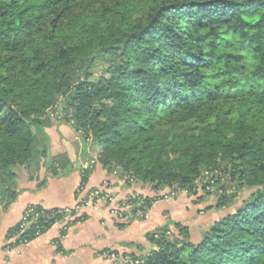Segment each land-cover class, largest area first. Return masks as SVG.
<instances>
[{"label": "trees", "instance_id": "trees-1", "mask_svg": "<svg viewBox=\"0 0 264 264\" xmlns=\"http://www.w3.org/2000/svg\"><path fill=\"white\" fill-rule=\"evenodd\" d=\"M63 108L108 173L189 196L211 173L232 191L200 239L174 222L112 264H264V0H0L1 199Z\"/></svg>", "mask_w": 264, "mask_h": 264}, {"label": "crops", "instance_id": "crops-1", "mask_svg": "<svg viewBox=\"0 0 264 264\" xmlns=\"http://www.w3.org/2000/svg\"><path fill=\"white\" fill-rule=\"evenodd\" d=\"M45 130L51 140L53 135L57 138L53 139L55 145H51L47 155L41 156L38 176L28 179L27 175L20 172L25 169L21 167L17 171V197L13 200L0 198V264H112L104 255L106 251L125 249L127 243L142 240L148 232L160 228L161 225L154 227L159 219H164L165 222L167 214L177 216L182 213L176 207L177 202L158 199L152 203L148 220L126 224L119 222L109 212V202H96V197L94 202L83 208L85 218L71 224L59 243V227L54 225L27 244H13L7 235L8 231L18 225L28 206L52 209L75 205L76 188L82 179L80 148L81 159L88 162L97 151V148L91 146L92 151L88 152L90 145L80 147L78 141H75V134L71 133L72 130L63 125L52 123ZM65 131L72 136L69 138ZM50 162H53V171L47 168ZM89 168L91 170L85 185L86 192L95 190L94 187L108 181L107 188L116 193L122 178L117 180L115 176L117 179L114 182L107 177L112 174L97 160ZM43 179L46 181L39 185ZM121 185L118 190L122 189ZM117 197L121 198V195Z\"/></svg>", "mask_w": 264, "mask_h": 264}, {"label": "rangeland", "instance_id": "rangeland-1", "mask_svg": "<svg viewBox=\"0 0 264 264\" xmlns=\"http://www.w3.org/2000/svg\"><path fill=\"white\" fill-rule=\"evenodd\" d=\"M99 74H101V70H99V68H98V69H96V75H99ZM64 114H65V110L63 108V111L60 114L61 118L60 119L57 118L54 121V124L58 123V124L63 125L65 127H67V128H70V130H72L71 133L75 134V137H74L75 141H78L77 144L81 147V145H84L83 142H82L83 137L81 136V134L79 135V133L81 131L78 132L76 130V128L73 125L74 124L73 120L68 121V122H65L64 120H62L63 118H65ZM65 132L67 133V135H69V138L72 136L67 131H65ZM45 133L47 134V136L46 135H42L41 136V140L39 142L38 147L41 148L42 150L46 147L49 150V148H51V145H52V147L55 145V144H53V139H55L57 137L55 135L52 136V134H51V136H52V140H51V138L48 137V133L46 132V130H45ZM51 133H53V132L51 131ZM88 146H89L88 152L92 151L91 150V146L94 147L93 142L90 141L88 143ZM81 150L82 149L80 148L79 154H81L80 155L81 171H82V168L85 167L86 165H88V166L93 165L94 164L93 161L95 162L97 160V158H99V156H100V154L102 152V148L98 146L97 147V151L95 153V156L93 155V157H92L93 159L90 162H88V161H84L83 159H81V157H82ZM47 151H46V153H43L44 155H42V156H46L47 155ZM37 165H38V167H37ZM40 167H41V159L39 157L38 161L34 162L32 167H29V168L28 167H22V168H25V169L21 170L20 172L23 173V175H27L28 179H33V178L38 176L37 175L38 174V169H40ZM51 167H53L52 162H50L47 165V168L50 171L53 170V168L51 169ZM62 168H63V171H64V167H62ZM111 174H112V176L108 175L107 177L112 178V180L114 182H116L115 179H117V178H118L117 180H120L121 175H120V171L119 170H117V171L114 170ZM89 176H90V174H89ZM209 176H211V173H207V176L205 178L203 177L202 179H200L198 181V185H199L200 189L198 191V194L195 195V196H189L185 192H182V193L179 194V192L177 193L174 190L170 191L169 188L168 189H164V190L156 191V190H153L152 188H150L148 186L142 187V186H140V185H138L136 183H128L127 181H125L124 178H122V181H121L122 185L121 184L118 185V187H120V185H121L122 189L119 188L121 190H118L117 189L118 187H117L116 191H115L116 192L115 194L109 188H107V186L109 184L108 181H105L102 184H100L99 186L94 187L95 190H92V191L88 190L86 192V187H85L86 183H85V185H83V182H82V179H81V182L79 183V185L76 188V203H75V205L73 207H61V208L62 209H66V211L72 213V210L76 207L77 204L79 205V203L86 202V204L83 205L79 209L77 214H72V215L69 214L68 215L70 218H68L66 220V223L67 224H70V223L73 224L76 221H79V220H82V219L85 218V215L83 214V208L87 204H90V203L94 202L91 198H89V196L98 195L99 197L97 198L96 202L97 201L100 202V203L103 202V201L106 202V203L109 202V205H108L109 206V208H108L109 212L119 222L126 223V224L130 223V222H132V223L135 222L136 223V222H143V221L148 220V218L150 217V208L151 207L149 206L148 202H146V207H147L148 211L141 212V211L137 210V208H135V206H137V203L134 200V197L136 199V197L138 195L151 196V197L158 196V197H160L159 199H161V200L177 202L176 207H179V209L181 210L182 213H180L177 216L176 215H172V214H167V219L165 220V222H163L164 219L163 220L159 219L158 223H156L154 225V227H156L158 225L159 226L161 225L160 227L166 226V225L167 226L170 225V226L173 227V223L174 222H182L184 225H188L191 228L192 234H193V238L195 240H198V239H200L203 230H207L210 227L211 224H213L215 221L219 220L221 218V216L226 213V212L224 213L220 209L217 210L214 207V205L217 204V202L219 201V196L222 193L224 187H227V185H214L212 187L211 183H206L207 180H208L207 177H209ZM17 177H16V180H17ZM43 181H46V179L40 180L39 185H42ZM205 183H206L207 187L205 189H203L202 186L204 187ZM227 188H228V192H230L231 190L229 189V187H227ZM80 189H82V190H80ZM240 194H242V196H245L247 193L246 192H241ZM108 195H113L112 196L113 198L111 200H109V201L105 200V197L108 196ZM117 195L118 196L121 195V198L117 197ZM120 202H122V203H124L126 205L121 206ZM228 210H230V208ZM141 216H143V217H141ZM21 220H20V222H21ZM162 222H163V224H162ZM10 231H8L7 235L9 237V239L11 240V242L14 244L13 240L10 237V235L12 234ZM67 231H66V233H67ZM58 234H59L58 241L60 242L61 238H63L65 234L61 235L60 232ZM143 241H145V237H144V239L136 241L135 243L137 244V243H141ZM135 246L136 245H134L133 248H135ZM106 252H108V251H106ZM104 255L106 256L105 253H104ZM107 258L110 259L108 256H107Z\"/></svg>", "mask_w": 264, "mask_h": 264}, {"label": "built area", "instance_id": "built-area-1", "mask_svg": "<svg viewBox=\"0 0 264 264\" xmlns=\"http://www.w3.org/2000/svg\"><path fill=\"white\" fill-rule=\"evenodd\" d=\"M88 167L89 166L86 165L85 167L82 168V175L84 174L86 168H88ZM124 179H125V181L127 180V178H124ZM132 180L133 179H130V180L128 179V181H129L128 183H132L133 182ZM83 185H85V183H83ZM82 189H80V190H82ZM112 196L113 195L106 196L105 200H107V201L111 200L113 198ZM96 197H99V196L98 195L89 196V198H91L93 201H94V199ZM134 200L137 203V206H135V208H137V210H139L141 212L148 211L147 207H146L145 196L138 195L136 197V199L134 197ZM120 203H121V206L126 205V204H124L122 202H120ZM85 204H86V202L79 203V205L77 204L76 207L72 210V213H70V212L66 211V209H62V208L46 209V208H43V207H40V206L31 205L28 208H26L21 222L16 226V229L14 230V232H12L10 237L13 240L14 244H27L30 241H32L33 239L42 236L44 233H46L54 225H57L59 227L60 234L64 235L66 233V231L68 230L70 224H71V223L70 224L66 223V220L68 218H70L68 215L69 214H71V215L72 214H77L79 209ZM56 209H58L59 213H62V214H61L60 217L56 218L55 221L52 222L49 226L43 227V228H45L44 229L45 231H43V229L39 225H37L36 226V230H35V232H34L32 237H24L25 232L27 231V229L31 225L37 223L42 217H51L52 215L50 213L55 214V212H56L55 210ZM141 217H143V216H141ZM111 255H112V258H113L114 255L113 254H111Z\"/></svg>", "mask_w": 264, "mask_h": 264}]
</instances>
